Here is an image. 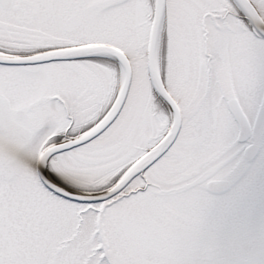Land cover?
Returning <instances> with one entry per match:
<instances>
[{"label":"snow or ice","instance_id":"obj_1","mask_svg":"<svg viewBox=\"0 0 264 264\" xmlns=\"http://www.w3.org/2000/svg\"><path fill=\"white\" fill-rule=\"evenodd\" d=\"M0 264H264V0H0Z\"/></svg>","mask_w":264,"mask_h":264}]
</instances>
